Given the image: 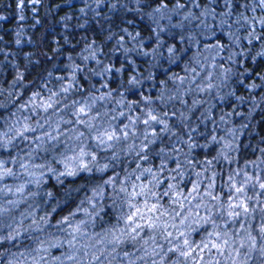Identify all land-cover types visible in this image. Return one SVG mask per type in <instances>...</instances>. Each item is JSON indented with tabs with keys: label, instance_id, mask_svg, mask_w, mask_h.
<instances>
[{
	"label": "clouds",
	"instance_id": "obj_1",
	"mask_svg": "<svg viewBox=\"0 0 264 264\" xmlns=\"http://www.w3.org/2000/svg\"><path fill=\"white\" fill-rule=\"evenodd\" d=\"M0 264H264V0H0Z\"/></svg>",
	"mask_w": 264,
	"mask_h": 264
}]
</instances>
